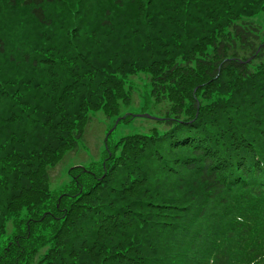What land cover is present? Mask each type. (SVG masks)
Returning <instances> with one entry per match:
<instances>
[{
    "label": "trees",
    "instance_id": "1",
    "mask_svg": "<svg viewBox=\"0 0 264 264\" xmlns=\"http://www.w3.org/2000/svg\"><path fill=\"white\" fill-rule=\"evenodd\" d=\"M260 19L264 0H0V264H264ZM131 109L148 129L51 191L90 116Z\"/></svg>",
    "mask_w": 264,
    "mask_h": 264
},
{
    "label": "rangeland",
    "instance_id": "2",
    "mask_svg": "<svg viewBox=\"0 0 264 264\" xmlns=\"http://www.w3.org/2000/svg\"><path fill=\"white\" fill-rule=\"evenodd\" d=\"M260 23L264 26V19H260ZM140 87L142 86L140 85ZM126 112L134 116L139 115L137 109L126 110ZM115 123L114 119H108L102 113L90 116V121L82 140L79 142L77 151L67 154L62 163L50 172L51 191L57 192L66 184L67 169L74 167L88 168L100 162L106 150L105 138L108 134L110 136L108 146L112 148L122 138L137 134V132H145L148 129V125L140 123L137 118L132 119L127 124L120 123L115 126ZM10 231L9 228L8 232Z\"/></svg>",
    "mask_w": 264,
    "mask_h": 264
}]
</instances>
